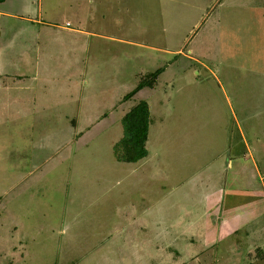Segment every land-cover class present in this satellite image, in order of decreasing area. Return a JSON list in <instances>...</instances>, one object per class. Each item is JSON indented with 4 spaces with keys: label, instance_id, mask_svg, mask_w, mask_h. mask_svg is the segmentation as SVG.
I'll return each instance as SVG.
<instances>
[{
    "label": "rangeland",
    "instance_id": "1",
    "mask_svg": "<svg viewBox=\"0 0 264 264\" xmlns=\"http://www.w3.org/2000/svg\"><path fill=\"white\" fill-rule=\"evenodd\" d=\"M0 10L14 14H0L5 25H17L25 12L39 16L46 27L44 53L53 49L57 71L65 68L58 60L65 50L52 44L49 28L70 36L76 34L70 29H83L93 54L92 72L82 80L77 136L59 115L71 110L49 109L56 126L44 128V135L59 130L60 150L40 166L32 197L18 187L6 199L0 264H180L162 253L168 238L163 221L173 219L175 233L197 222L205 195L224 180L225 196L215 191L209 202L221 201L225 213L229 199L264 198V0H9ZM164 64L157 80L162 93L145 89L142 95L152 106L161 97L166 107L148 156L142 165L119 162L113 148L122 136L121 122L113 124L117 109L102 116L106 109L88 110L89 100L113 107L138 83L137 73ZM33 114L0 105V191L18 184L36 161L30 156L41 129L36 137ZM223 145L240 155L220 181L216 152ZM12 148L21 156L6 158ZM195 232L202 234L200 225ZM250 246L240 245L241 252ZM259 256L239 253L232 261Z\"/></svg>",
    "mask_w": 264,
    "mask_h": 264
},
{
    "label": "crops",
    "instance_id": "2",
    "mask_svg": "<svg viewBox=\"0 0 264 264\" xmlns=\"http://www.w3.org/2000/svg\"><path fill=\"white\" fill-rule=\"evenodd\" d=\"M7 1L9 0H3L0 2V5L7 3ZM0 14L7 16L14 15L5 10H0ZM16 14L19 13H15V15ZM21 21H19L17 25L0 24V105L2 109L16 108V110L19 111V114L34 112L33 117L37 119L34 120L35 123L32 124V127L36 130V137L40 129L41 133L39 134L40 136L33 141V143H35L34 150L30 157L31 160L34 159L36 161L32 164V167L22 173L19 183L14 184L9 191L7 189L0 191V217L7 212H5V205L7 204L6 199H9V194L12 196L13 192H15L18 187L21 188L23 193L28 191L27 194L31 196L32 193L33 196V193L39 189L40 181L37 180V177H39L40 166L44 165L45 161L49 160L60 150L59 130L44 135V128L47 126H56V120L53 117L54 112L51 113L47 111L52 108H57V110H59L61 105H65L66 110H71L70 114L64 113L63 115L61 113L59 115H61L64 120L70 122L68 128L69 130H73L74 136H77L78 133L76 134V131L79 128V119H82H78V114L80 116V110L82 108L81 104H85L82 91L86 87L82 84V80L87 76H90L89 73L92 72L91 64L93 54L88 51L91 44L87 43L85 39L87 34H85L83 29H70L71 32L79 34L77 37L76 34L70 36L59 31L57 32L52 26L53 29L49 28L50 30L48 32L50 35L53 34L50 39V41L53 42L52 44H61L62 48L65 50V54L58 58L59 63L65 64V68L63 67V71L60 72L56 70L57 66L55 68L53 64V61L56 59L53 58L56 56L55 52L53 53V49H50L51 52L48 51L46 54L44 53L45 48L44 45H42V38L44 32H46V27L43 22L39 21V16L32 15L30 12H25V14L21 16ZM55 38L59 40L56 42ZM44 60L49 61L50 67L46 66ZM51 62H53L52 65ZM60 67L58 70H60ZM159 67H163V70L160 73L162 74L166 68H168V64ZM45 68L48 69L45 70ZM154 70L147 71L145 74L143 73L144 75L142 74V76V72L137 73L139 77L138 83L140 82V79L146 76V74L153 72ZM67 73L70 75H66ZM137 74L135 75L137 76ZM160 74L156 77L153 85L139 89L127 99H125L124 96L132 91L138 83H135L132 88L123 90L121 97L113 107H110L111 105L107 106L108 102L106 101L102 106L101 104L97 105V103L93 104L92 101L89 100L92 93L87 95L90 102L88 103V110H92L93 108L100 111L106 109V113H103L102 115L105 116L106 114H112L113 110L117 109L113 124H118L119 121L121 122L125 113L139 101H145L148 104L149 126L145 143L147 155L135 162L119 161L117 159L119 162L142 165L144 163H142V161L148 156L149 152L147 144L149 140L154 139L152 136L154 134L151 135V133H154L153 128L160 127L159 125L161 123H158V121H162V118L164 117L163 110H166V107L163 104L161 97L159 98L160 100H158L157 103L154 102L152 106L148 101L150 98L143 97L142 95L144 94L143 91L145 89H150L152 92L157 91L158 89L160 92L157 94L159 95L162 93L161 90H163V88L158 87L160 82L157 81ZM60 78L65 79L63 83H56L55 80ZM70 78L71 80L69 81ZM63 90H65V96L63 97L62 104L60 103L58 96ZM58 105L60 106L58 107ZM68 105H72V107H69ZM117 106L118 108H116ZM119 109L120 111H118ZM9 123L10 118L4 124L8 125ZM109 126L112 125L109 124ZM158 128L156 129L154 136L156 139L160 133L157 132ZM240 138L242 141L244 140L242 135H240ZM54 142H57V145H55L51 152L46 156L44 154L45 150H48V145L54 144ZM5 143L8 142L5 141ZM8 148L9 147L6 146V149ZM229 148L230 146L223 145V147L216 152L219 165L217 166L218 171L215 173H218L220 181L222 176L227 175L229 167L233 166L232 161L234 158L237 159L240 155V152L232 155ZM1 149H3V147H1ZM14 152L15 151L12 148L6 155V158L14 157L21 153V151H16L15 153L17 154ZM39 160L41 161L40 163ZM254 173L258 176L257 169H255ZM32 178L35 179L36 182L32 183ZM261 178H263L261 190L264 194V176ZM225 183L224 180L220 185L217 187L214 186L208 191L205 195V199L202 200V205L205 202L202 214L198 216L199 218L197 217V222L193 223L191 226L189 225L186 229L181 231L178 230L177 233H175V226L172 223L173 219L163 221L161 226V228H163L162 233H167L168 238L165 240L166 243L164 245L161 244L165 250L162 252V247L159 250L164 253V255H170V253L172 256L175 255L177 257L174 259L175 262L179 259L180 264L184 263L182 261H185V263L187 261V264H258V261L255 262L256 260L264 259V243L256 245V241L264 239V198L260 201L252 200L248 202L237 201L241 199H229L231 209L229 210V213H225L226 211L221 210V201L209 202L213 192L215 193V191H218L219 195L221 191L223 194L225 193L227 188ZM245 190L251 192L250 189L245 188ZM222 196L224 197L225 194L220 195V197ZM198 225H200L202 234L200 232L196 234L195 232ZM140 228L143 229L142 226H140ZM240 239H243L242 243L240 242ZM251 244H253L252 248H249L247 251L244 248L241 252L240 245H248L251 247ZM253 250L254 252L256 251V254H260L258 259L254 261L251 260L249 263H233V256L243 253L244 256L252 257L254 254V252H252ZM169 255H166V257ZM214 256H219L218 260H216ZM166 257L164 256V259L167 260ZM255 257L257 256L255 255ZM167 262H170L171 264L173 261L168 259Z\"/></svg>",
    "mask_w": 264,
    "mask_h": 264
},
{
    "label": "trees",
    "instance_id": "3",
    "mask_svg": "<svg viewBox=\"0 0 264 264\" xmlns=\"http://www.w3.org/2000/svg\"><path fill=\"white\" fill-rule=\"evenodd\" d=\"M3 0H0L2 2ZM163 67L146 74L138 85L124 98L127 99L136 91L151 86ZM122 137L114 144L115 156L119 161L135 162L147 155L146 140L149 126V108L145 101H139L132 106L121 119Z\"/></svg>",
    "mask_w": 264,
    "mask_h": 264
}]
</instances>
